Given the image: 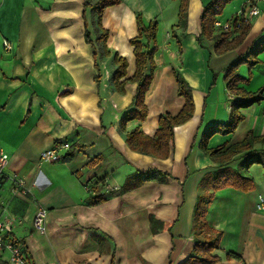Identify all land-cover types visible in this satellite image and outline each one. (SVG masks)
Here are the masks:
<instances>
[{"label":"crops","instance_id":"crops-1","mask_svg":"<svg viewBox=\"0 0 264 264\" xmlns=\"http://www.w3.org/2000/svg\"><path fill=\"white\" fill-rule=\"evenodd\" d=\"M208 1L189 0L186 29L177 26L179 0H121L107 6L100 15L101 27L108 31L105 55L94 42L100 31L94 0L86 7L83 0H0V151L7 155L0 218L20 221L10 235L26 248L29 264H180L195 243L191 224L199 181L223 165L249 177L253 187L225 186L214 192L206 222L221 232L219 247L212 251L220 257L216 264H264V143L253 146L262 163L247 168L241 165L245 152L221 164L198 145L210 125L229 118L234 96L226 88L224 69L264 38V9L258 7L259 15L238 46L216 54L212 41L201 46L196 40L201 8ZM244 1L232 0L216 21L229 22ZM137 14L144 24L157 21L155 67L144 98L147 117L121 126L137 88L131 80L135 57L129 43L137 34ZM84 20L96 50L99 81L94 47L84 39ZM113 54L127 60L119 92L111 82ZM257 58L243 84L252 92L264 88V50ZM175 69L192 87L191 118L174 126L164 159L130 149L125 142L129 131L138 127L152 137L159 116L176 115L182 107ZM144 71L149 72L148 64ZM238 73L246 77L248 67L240 65ZM240 110L243 119L235 130L213 134L208 147H229L249 132L264 136V99ZM63 139L77 146L70 157L67 150L60 161H39L41 151ZM95 156L100 159L91 165ZM150 167L169 176L121 195L107 193L136 169ZM12 176L23 177L30 191L14 192ZM92 186L107 193L104 201L86 202ZM40 207L46 210L43 232L32 227ZM152 215L163 224L156 232L149 227ZM7 256V251L0 254V264H8Z\"/></svg>","mask_w":264,"mask_h":264},{"label":"trees","instance_id":"trees-1","mask_svg":"<svg viewBox=\"0 0 264 264\" xmlns=\"http://www.w3.org/2000/svg\"><path fill=\"white\" fill-rule=\"evenodd\" d=\"M90 0H83L84 7H86ZM93 12L98 16V28L99 32L95 37V44L99 46L102 53L109 55V51L106 48L105 41L108 37V31L101 27V14L107 6L116 5L121 0H94ZM232 0H209L202 5L201 14L199 17L200 32L196 36L198 43L203 46L205 41H212L213 50L217 53L232 50L238 46L244 39L245 35L251 28L250 22H244L242 19L237 23V18L233 15L229 20V29H223L220 26H215L216 17L223 13L224 7ZM189 0H179L178 8V23L177 26L186 29L187 19V6ZM136 28L137 34L129 40V43L133 46V55L135 57V69L132 75V82H136V91L133 96V105L127 110L121 118L120 125L128 121L137 119L139 121L144 120L147 117V107L145 104V94L149 88V84L153 77V69L155 67L152 54L156 50V34H157V21L155 19L150 20L148 23L143 22L140 14L136 16ZM217 29V33H215ZM84 39L90 44L93 43L89 30H86V23L84 20ZM150 43L152 46H150ZM93 59L94 67L96 69V81H99L101 73H99V66L96 59V50L94 44ZM264 50V38L254 43L247 51L246 54L233 60L224 69V82H226V88L228 92L234 96L233 102L230 106L229 118L225 123L210 125L201 135L199 139V148L204 154H208L209 157L216 162L226 163L229 162L233 156L239 152H245V158L242 167L247 168L253 162L262 163L259 155H256L253 149L254 143H264V136H254L249 132L244 140L239 143H235L229 147L224 148V145L211 148L208 147V139L215 133L227 134L235 130L239 121L243 119L241 108L248 105L259 102L264 99L262 90L259 89L256 92L246 90L243 84H247L251 76V68L253 65L259 62L258 55L260 51ZM115 68L112 71L111 82L116 91L123 90L124 80H121L126 75L127 60L125 57L113 54L112 56ZM149 65V72L145 73L144 69L146 65ZM240 65H247L248 73L246 77H242L238 73ZM175 82L178 85L177 94L184 98V103L176 115H172L167 112H163L158 119V127L155 134L152 137H148L142 133L138 127H134L125 136V142L130 149L137 150L141 153L153 155L157 158L164 159L169 154L171 147V140L173 136L174 126L183 123L193 114L194 102L192 98V87L187 83L182 73L175 69L174 71ZM76 145H72L66 152L70 157ZM255 156V157H254ZM99 156H95L91 165L99 161ZM169 176L167 171L159 170L155 167H150L145 170H137L126 176L120 187L117 189L108 190L107 193L121 195L123 192L137 188L145 181L154 179L157 181H164ZM225 186H231L247 191L253 187V181L245 176L238 169H233L223 165L222 167L208 171L199 181L198 187L200 192L196 195V201L193 207L192 218V234L194 238V246L188 256L180 264H216L220 261V257L217 254H213L212 251L219 247L221 232L208 226L206 222V214L209 203L213 199L214 192ZM86 202L94 204L102 202L106 199V192H102L99 187L92 186L89 188ZM162 222L150 216L149 227L152 232H156L162 227ZM228 257L239 258L233 253H227Z\"/></svg>","mask_w":264,"mask_h":264},{"label":"built area","instance_id":"built-area-1","mask_svg":"<svg viewBox=\"0 0 264 264\" xmlns=\"http://www.w3.org/2000/svg\"><path fill=\"white\" fill-rule=\"evenodd\" d=\"M259 0H245L241 8L234 14L237 18V23L240 19L244 22H251L255 17L259 15L260 9L258 10ZM215 26H220L223 29H229L230 25L228 22L221 23L215 21ZM7 45L6 42H4ZM71 144L67 140L55 141L50 148L45 149L39 153V161L41 162H56L60 161L64 153L71 148ZM7 161V155L0 151V182L5 179V166ZM14 192L20 194H26L30 191V187L26 184L25 179L18 176H12ZM261 207V206H259ZM45 215L46 210L42 207L38 208L33 216L32 227L35 231L43 232L45 229ZM20 222L12 216H5L0 218V254L3 251L8 252L7 261L8 264H29L28 255L26 248L23 244L12 237L10 232L15 223Z\"/></svg>","mask_w":264,"mask_h":264},{"label":"rangeland","instance_id":"rangeland-1","mask_svg":"<svg viewBox=\"0 0 264 264\" xmlns=\"http://www.w3.org/2000/svg\"><path fill=\"white\" fill-rule=\"evenodd\" d=\"M231 2V1H230ZM261 5V6H260ZM264 0H259V4H258V7H260L261 9H264ZM247 67V65H245Z\"/></svg>","mask_w":264,"mask_h":264}]
</instances>
